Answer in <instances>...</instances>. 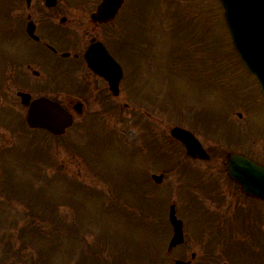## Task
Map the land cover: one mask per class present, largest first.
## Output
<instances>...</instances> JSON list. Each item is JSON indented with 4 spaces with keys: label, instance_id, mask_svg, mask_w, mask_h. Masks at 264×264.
Masks as SVG:
<instances>
[{
    "label": "rangeland",
    "instance_id": "obj_1",
    "mask_svg": "<svg viewBox=\"0 0 264 264\" xmlns=\"http://www.w3.org/2000/svg\"><path fill=\"white\" fill-rule=\"evenodd\" d=\"M14 3L15 0H0V24L4 11ZM117 28L118 42L124 47L118 55L129 66L118 98L122 108L117 114H109L107 119L96 117L94 121L99 131L92 129L89 136L79 132L78 121L66 139L50 141L47 138L45 144L27 148L24 157L22 153L19 155L18 149H5L1 163L0 264H104L94 262L95 256L91 254H82L81 245L83 248L92 245L91 253L95 250L97 258L106 264H113V259L116 264H173L172 259L179 252L167 256V242L158 247L157 226L151 224L164 220L173 201L181 209L189 207L186 198H191L190 201L198 198L202 203L198 208L193 206L191 212L197 213L203 206L205 213L210 212L214 217L217 213L223 214L227 223L235 222L236 227L240 225L239 218L234 220L240 216L237 211H258L249 201L240 203L228 197L224 201L220 198L205 200L191 188L195 184L182 192L180 186L188 179L178 168L179 145L168 140H171L173 127H195L196 123L214 125L212 130L220 135L224 128L223 116L228 112L230 120L236 121L232 123L234 130L228 125L231 131L237 128L242 133L237 135L245 139L242 146H252L256 150L251 153L257 156L264 148V97L256 80L233 51L219 1L127 0ZM1 56L0 44V79H3L6 66ZM131 72L135 74L131 83L134 87H127ZM5 101L0 112L1 126H12L25 134L18 115L20 108H15L14 99L5 96ZM137 101L144 102V106ZM99 110V104L90 101L89 114ZM238 112L243 113L240 122ZM135 114L140 116L133 117ZM142 116L150 124L145 123ZM132 117L141 122H132ZM92 123L90 120L87 128L94 127ZM229 128L226 127L227 133ZM202 130L207 132L203 127ZM144 133L148 135L143 136ZM8 134L14 148H19L22 135L8 132L7 137ZM68 141L72 145H68ZM58 168L59 172L50 179ZM200 169L204 172L207 166ZM154 173H165L161 184L147 183ZM63 176L66 179H62ZM79 177L84 183L71 181ZM199 180L207 183L205 175ZM91 183L98 191L87 186ZM145 190L151 193L143 205L141 197ZM15 193L19 198L13 195ZM106 197L117 198L123 207L103 206L102 199ZM259 208L264 218V207ZM185 211L181 209L179 215ZM200 220L192 219L195 231L201 229L196 223ZM63 227L80 232V245L74 248L72 243L73 246L68 247L61 233L64 231L72 242L74 233L71 235V231ZM260 227L264 230V220ZM241 237L245 238L238 236ZM261 242L260 257V253H264V235ZM245 243L241 240L242 249ZM157 249L160 255L153 258L151 253ZM217 249V255L224 257L222 264L227 259L223 247ZM232 253L229 264H239L240 260L251 263L248 252Z\"/></svg>",
    "mask_w": 264,
    "mask_h": 264
},
{
    "label": "flooded vegetation",
    "instance_id": "obj_2",
    "mask_svg": "<svg viewBox=\"0 0 264 264\" xmlns=\"http://www.w3.org/2000/svg\"><path fill=\"white\" fill-rule=\"evenodd\" d=\"M100 1L95 0L91 4H86L80 0H15V3L4 11L3 21L0 24V44L1 59L5 62L6 73L3 72L4 78L0 79V112L1 107L6 103L5 96L14 99L15 108H20L21 113L19 114L15 108L14 111H17L20 121L25 122L28 106L21 103L22 97L19 94H28L30 102L37 97L46 96L60 102L73 113L74 121L76 118L80 121L81 131L84 129L83 125L88 120V116L91 117L93 114V112L89 114L88 111L90 101L102 105L106 114H112L121 107L118 96L111 94L107 80L90 67L86 57L91 45L101 43L109 55L119 62L124 70L129 71V66L125 68V62H122L118 55V16L112 22L103 25L94 24L91 20V14ZM103 64L105 67H113V61L110 59ZM134 80V73L131 72L127 87H134L131 84ZM122 82L120 87H123ZM73 87H79V89ZM2 93L5 95L3 96ZM237 117L240 122L243 114H237ZM222 120L224 128L220 135L216 134L215 129L212 130L214 125L193 122L195 127L181 126L194 134L209 158L201 159L198 155H187L185 145L178 142L180 150L178 153L181 155L178 168L188 179L184 185L180 186V190L184 192L183 189L195 184L196 186L191 188L197 190L198 195L205 200L213 201L220 198L224 201L228 197L232 200L238 199L240 203L249 201L255 204L258 211L249 209L240 211V216L234 218V220L240 219V225L236 227L235 222L227 223L226 216L223 217V214L217 213L214 217L210 212L205 213L203 206L200 207L202 211L199 209L200 212H191L193 206L198 208L202 202L195 197H193L195 201H190L191 198L188 197L186 199L189 207L181 208L187 211L182 216L179 215L181 209L178 204L176 205L177 217L183 224L184 242L173 250L178 249L179 254L176 259L190 264H220L224 257L217 255L219 252L217 248L223 247L224 256L227 259L223 260V264H229L232 245L244 240L246 241L244 252H248L247 255L251 258V263L248 264H264V259L262 263V260H258L264 256V253H260L262 255L260 257L258 252V246L263 244L261 241L264 235V230L260 227L261 221L264 220L259 208L262 202L245 195L240 186L226 174L229 153L245 154L264 162V148L261 149L259 156L252 154L251 151L256 149L252 146H242L241 142H245V139H240L238 136L242 133L237 128L234 132L231 131V126L234 130L232 123L236 121H231L229 115L223 116ZM230 124L231 126H228ZM200 125L207 132H203ZM0 127V143L6 145L3 138L8 132L11 135L16 133V130L12 126ZM226 127H230L229 133L226 132ZM25 139L21 137L20 141ZM200 166H207V169L203 172ZM204 175L207 183L199 180ZM197 218L201 219L196 222L201 225L199 231L192 228L194 223L192 219ZM167 225L168 227H160L157 230L160 242L170 240L172 236L173 229L169 221ZM240 235L245 238H238ZM239 264L245 263L240 260Z\"/></svg>",
    "mask_w": 264,
    "mask_h": 264
},
{
    "label": "water",
    "instance_id": "obj_3",
    "mask_svg": "<svg viewBox=\"0 0 264 264\" xmlns=\"http://www.w3.org/2000/svg\"><path fill=\"white\" fill-rule=\"evenodd\" d=\"M224 8V17L230 31L232 43L242 62L261 85L264 94V0H219ZM123 0H103L94 18L106 21L112 18L120 8ZM110 83L112 91L117 94L118 82L122 70L118 66V77L112 83V77L105 71L99 70ZM27 121L31 127H41L55 134H61L71 122V115L57 102L47 98L35 100L30 107ZM172 135L183 141L190 150L198 151L202 156L204 151L199 150V143L186 130L175 128ZM201 149V148H200ZM228 175L241 185L244 192L264 201V164L256 162L241 154L228 155ZM157 182L162 176L154 175ZM170 219L174 226V236L170 243L173 246L182 240L181 222L175 216L174 207L170 210ZM176 264H185L178 261Z\"/></svg>",
    "mask_w": 264,
    "mask_h": 264
}]
</instances>
